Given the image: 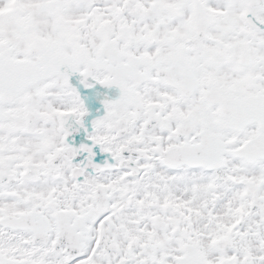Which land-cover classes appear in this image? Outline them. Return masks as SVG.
Segmentation results:
<instances>
[{
    "label": "snow or ice",
    "instance_id": "6c2138e0",
    "mask_svg": "<svg viewBox=\"0 0 264 264\" xmlns=\"http://www.w3.org/2000/svg\"><path fill=\"white\" fill-rule=\"evenodd\" d=\"M0 264H264V0H0Z\"/></svg>",
    "mask_w": 264,
    "mask_h": 264
}]
</instances>
